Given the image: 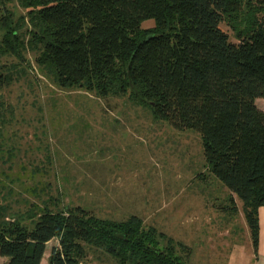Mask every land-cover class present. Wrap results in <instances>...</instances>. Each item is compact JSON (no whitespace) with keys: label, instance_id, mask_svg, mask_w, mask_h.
<instances>
[{"label":"trees","instance_id":"16d2710c","mask_svg":"<svg viewBox=\"0 0 264 264\" xmlns=\"http://www.w3.org/2000/svg\"><path fill=\"white\" fill-rule=\"evenodd\" d=\"M18 1L20 22L6 8L0 18L2 50L21 55L26 22L34 61L57 85L126 95L174 128L196 130L208 169L241 201L255 250L264 204V108L256 103L264 98V0ZM147 19L153 25L143 27ZM58 200L18 214L0 203L6 264H41L52 239L48 264H88L86 245L118 264H187L188 245L136 214L100 217Z\"/></svg>","mask_w":264,"mask_h":264},{"label":"rangeland","instance_id":"374dc122","mask_svg":"<svg viewBox=\"0 0 264 264\" xmlns=\"http://www.w3.org/2000/svg\"><path fill=\"white\" fill-rule=\"evenodd\" d=\"M4 8L14 25L26 13L18 0H4L0 18ZM26 25L20 56L0 46V203L18 214L53 197L100 217L136 214L188 245L187 264H228L238 245L248 246L241 201L208 169L196 130L176 129L126 95L57 85L35 63ZM256 103L264 108V98ZM86 251L84 263L118 264L101 248Z\"/></svg>","mask_w":264,"mask_h":264},{"label":"crops","instance_id":"0c3cea01","mask_svg":"<svg viewBox=\"0 0 264 264\" xmlns=\"http://www.w3.org/2000/svg\"><path fill=\"white\" fill-rule=\"evenodd\" d=\"M245 223L242 226L249 237V244H247L248 246L238 245L232 251L228 264H264V204L258 208V241L255 250L252 243L250 244L249 229Z\"/></svg>","mask_w":264,"mask_h":264}]
</instances>
